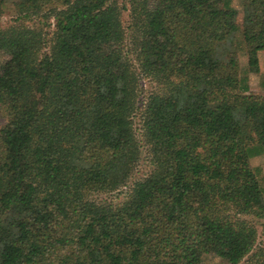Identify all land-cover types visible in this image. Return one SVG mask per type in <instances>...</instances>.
Masks as SVG:
<instances>
[{
    "label": "trees",
    "instance_id": "trees-1",
    "mask_svg": "<svg viewBox=\"0 0 264 264\" xmlns=\"http://www.w3.org/2000/svg\"><path fill=\"white\" fill-rule=\"evenodd\" d=\"M12 3V22L0 27L10 54L0 64V264H264L256 226L209 212L220 199L264 215L252 161L264 153V95L250 83L264 50V0H244L241 22L233 0ZM125 10L140 30L136 61L114 47ZM234 43L245 45L246 67ZM142 76L157 88L140 106ZM138 113L155 172L133 183L131 203L109 215L82 200L48 212L82 179L103 194L131 181Z\"/></svg>",
    "mask_w": 264,
    "mask_h": 264
},
{
    "label": "rangeland",
    "instance_id": "rangeland-1",
    "mask_svg": "<svg viewBox=\"0 0 264 264\" xmlns=\"http://www.w3.org/2000/svg\"><path fill=\"white\" fill-rule=\"evenodd\" d=\"M5 4L3 14L0 15V27H6L11 23L15 15V6L12 1L14 0H0ZM152 3L154 0H149ZM243 2L244 0H233V5L237 9V20L242 21L243 14ZM123 25L125 28V39L123 42H118L114 44V47L118 50L126 52L133 61H136L134 49L137 47L138 40L140 37V30L137 27L130 16L128 10H125L122 15ZM37 21V19H36ZM51 22L50 31L55 28L54 19L51 17L49 19ZM36 23V22H32ZM230 49L238 51V62L241 68L246 67L248 64V55L245 51V45L240 44H230ZM47 48H45L46 50ZM10 58V54L6 49L0 48V64L6 63ZM258 70L250 73V83L253 86V91L256 94L264 95V50L258 51ZM142 94L139 96V104L143 105L145 96L149 91L157 88V84L152 80L142 76L140 79ZM4 123V118L0 114V127ZM135 131L138 139L141 141V156L139 164L136 167L131 181L121 188V190L111 193H100L97 184L94 181L88 179H82V181L73 187H68L64 189L61 193V203L58 207L47 210L48 212L54 211L55 214L59 213L60 209L68 207L75 203L78 200L85 202L87 208L92 211V213L99 212L109 215L113 213V208L123 207L127 204H130L134 193L132 190L133 183L135 181H141L147 179L153 175L155 172L154 157L155 154L149 149V147L143 142V128L141 115L138 113L135 118ZM255 165H258L261 168V177L264 182V153L256 156L253 160ZM209 212L214 215H217L223 221H230L237 223L239 221H247L250 224L256 226L257 228V238L255 241V250L258 248H264V215H258L249 210H244L242 205L239 204L237 200H220L214 199L210 204ZM39 218V217H38ZM36 218L33 222L31 217L32 225L39 223ZM54 238L57 240L59 247L62 249L64 255H66L70 260L76 259V254L73 252L71 245L65 240L62 233L55 227H51L49 231ZM187 244H190V241H186ZM181 246H183L181 244ZM17 264H58L54 260H44V261H27L20 260ZM201 264H222L218 256H208Z\"/></svg>",
    "mask_w": 264,
    "mask_h": 264
}]
</instances>
